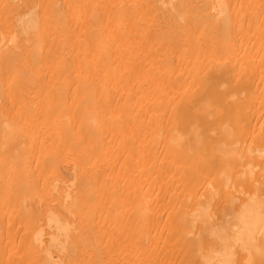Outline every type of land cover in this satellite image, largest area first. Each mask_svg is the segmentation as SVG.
Listing matches in <instances>:
<instances>
[{
  "label": "bare ground",
  "instance_id": "6f19581e",
  "mask_svg": "<svg viewBox=\"0 0 264 264\" xmlns=\"http://www.w3.org/2000/svg\"><path fill=\"white\" fill-rule=\"evenodd\" d=\"M0 264H264V0H0Z\"/></svg>",
  "mask_w": 264,
  "mask_h": 264
}]
</instances>
